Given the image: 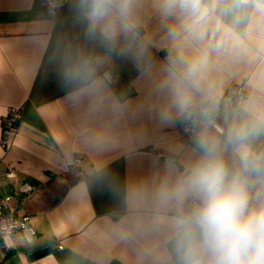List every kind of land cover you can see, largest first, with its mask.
I'll use <instances>...</instances> for the list:
<instances>
[{
    "label": "clouds",
    "instance_id": "1",
    "mask_svg": "<svg viewBox=\"0 0 264 264\" xmlns=\"http://www.w3.org/2000/svg\"><path fill=\"white\" fill-rule=\"evenodd\" d=\"M48 76L108 192L119 264H264V0H40ZM35 6V0H33ZM136 72L117 91L118 65ZM159 133L147 170L104 157ZM17 223L0 221L14 241ZM53 232L50 239H55ZM40 245L34 230L20 241Z\"/></svg>",
    "mask_w": 264,
    "mask_h": 264
},
{
    "label": "crops",
    "instance_id": "2",
    "mask_svg": "<svg viewBox=\"0 0 264 264\" xmlns=\"http://www.w3.org/2000/svg\"><path fill=\"white\" fill-rule=\"evenodd\" d=\"M40 0H0V196H10L18 217L30 229L14 241L0 238V264H119L106 249L104 234L115 206L105 190L90 182L86 170L97 158L77 142L78 114L67 106L63 92L48 76L42 48L30 35L40 31ZM117 91L134 88L136 72L118 65ZM9 107L21 108L18 126L7 149L1 147V120ZM148 135L104 157L121 179L143 174L158 153L159 133ZM79 158V166L72 165ZM78 170L83 177L72 179ZM29 185V193L22 187ZM41 242L32 251L20 242L26 230ZM53 232L55 239H50Z\"/></svg>",
    "mask_w": 264,
    "mask_h": 264
},
{
    "label": "built area",
    "instance_id": "3",
    "mask_svg": "<svg viewBox=\"0 0 264 264\" xmlns=\"http://www.w3.org/2000/svg\"><path fill=\"white\" fill-rule=\"evenodd\" d=\"M21 117V108L19 107H9L1 120V147L7 149L9 147L11 136L15 132ZM158 154V153H157ZM156 154V155H157ZM80 159L75 157L72 160V165L79 166ZM83 177L81 170H78L74 175L71 176L72 179H79ZM29 185L22 187V192L29 193L31 191ZM11 197L10 196H0V221L6 217H11L17 223L16 232L23 229H30L29 221L26 217H18L14 214L13 208L10 206ZM32 230V229H31ZM2 238V237H0Z\"/></svg>",
    "mask_w": 264,
    "mask_h": 264
}]
</instances>
